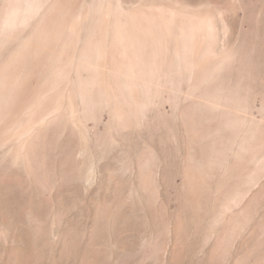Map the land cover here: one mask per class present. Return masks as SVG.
I'll list each match as a JSON object with an SVG mask.
<instances>
[{"label": "rangeland", "instance_id": "obj_1", "mask_svg": "<svg viewBox=\"0 0 264 264\" xmlns=\"http://www.w3.org/2000/svg\"><path fill=\"white\" fill-rule=\"evenodd\" d=\"M0 264H264V0H0Z\"/></svg>", "mask_w": 264, "mask_h": 264}]
</instances>
